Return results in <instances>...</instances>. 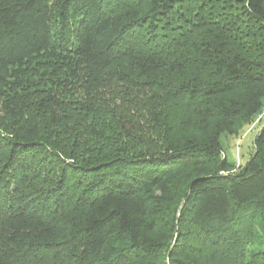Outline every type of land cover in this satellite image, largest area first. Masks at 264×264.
Segmentation results:
<instances>
[{
	"label": "trees",
	"instance_id": "1",
	"mask_svg": "<svg viewBox=\"0 0 264 264\" xmlns=\"http://www.w3.org/2000/svg\"><path fill=\"white\" fill-rule=\"evenodd\" d=\"M264 0H0V264H264Z\"/></svg>",
	"mask_w": 264,
	"mask_h": 264
},
{
	"label": "rangeland",
	"instance_id": "2",
	"mask_svg": "<svg viewBox=\"0 0 264 264\" xmlns=\"http://www.w3.org/2000/svg\"><path fill=\"white\" fill-rule=\"evenodd\" d=\"M262 125H264L263 111L261 115L255 118L254 122L243 129L240 135H223L221 137L228 160L236 164H243L249 158L253 150V139Z\"/></svg>",
	"mask_w": 264,
	"mask_h": 264
},
{
	"label": "built area",
	"instance_id": "3",
	"mask_svg": "<svg viewBox=\"0 0 264 264\" xmlns=\"http://www.w3.org/2000/svg\"><path fill=\"white\" fill-rule=\"evenodd\" d=\"M263 112H264V110H263Z\"/></svg>",
	"mask_w": 264,
	"mask_h": 264
}]
</instances>
